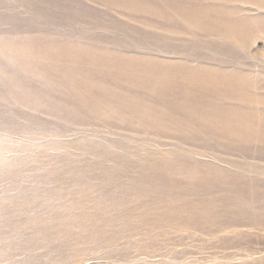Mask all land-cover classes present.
I'll list each match as a JSON object with an SVG mask.
<instances>
[{
  "label": "rangeland",
  "instance_id": "374dc122",
  "mask_svg": "<svg viewBox=\"0 0 264 264\" xmlns=\"http://www.w3.org/2000/svg\"><path fill=\"white\" fill-rule=\"evenodd\" d=\"M135 1L133 5L144 2V5L161 8L172 19L166 22L160 19L155 21L154 18L152 20L147 15L138 17L136 11L121 9L100 0H0V41L5 43L20 40L42 48L57 41H75L101 49H112L126 57L149 54L187 68H196L199 63L228 69L239 66L248 68L251 77L248 94L252 98L264 95V45L258 43L262 40L264 32L254 36L259 39L250 50L257 48L256 51L239 50L232 44L227 47L221 39H216V36L207 35L188 25L173 11L174 1ZM181 3L184 8H189V3ZM236 4L250 8V14L257 15L256 10L248 7L249 5ZM172 29H180L181 33H175ZM10 52L0 51V158L5 162L19 159L21 163H13L10 170L8 169L9 172H2L0 175V196L2 199L6 198V206L0 207L3 208L0 210V264H184L181 261L183 258L188 257L186 259L190 260V253H181L184 252L183 248L194 246V249L200 243L197 240H202L204 235L193 234L194 236L189 237L185 227L177 224L172 226L171 223L147 228H138L136 223L117 224V221H112L113 214H109L110 219L106 217L107 214L104 217L103 212H93L96 200H103L105 205L122 203L128 210H132L135 203L132 201L133 192L130 189L138 184L139 178L142 179L143 182L140 183L147 189L148 194L172 193L167 190L170 185L151 180L149 177L145 179L149 172H161L162 167L158 164L161 156L175 166H186L185 168L193 170L195 164L203 163L210 165L208 168L212 173L255 175L264 183V173L252 169L264 167V152L258 150L254 141L248 147L240 146L233 150L212 142L202 144L199 141L184 140L185 137L180 135L181 131L163 132L148 116V119L144 118L145 116L136 117L139 122H145L142 126L135 123L133 126H126L113 120L95 118L96 115L80 108L79 102L69 93L58 85L51 84L49 78L43 80L25 77L20 73H13L9 68L6 70L1 63L4 56H9L14 61L25 62L30 68L45 65L64 67L74 71L73 78L76 82L79 75L84 73L104 75V81L109 83V86L122 89L129 86L122 81H116L119 75H131L155 83H168L171 82L170 78L155 75L139 67L120 64L112 68L91 65L87 58H64L55 50L51 51V47L49 51L43 49L33 56L35 53L9 54ZM4 69L9 71L8 76L5 75L7 81L2 76L4 73H1ZM53 74L55 73L48 76L55 77ZM11 80L20 81L22 88H14ZM176 81L185 80L178 78ZM186 82L191 86L184 89L185 93L178 92L177 97L163 102H159L163 97L156 98L149 90L135 88L136 91L131 95L133 98L126 97L131 98L127 106L135 108L137 104L134 98L138 97L140 105H145L150 110L160 104L162 116L177 124L178 130L187 124L196 125L200 115L189 110L190 102L187 99L189 92H195L197 89L190 90L193 82ZM199 83L197 81V84ZM37 96L50 100L56 107H38L33 103V98ZM232 101L228 99L222 105L231 106L234 103ZM252 101L249 104L256 110L254 127L257 128L259 122L257 123L256 117L264 106L260 102L257 104L255 99ZM73 107L74 111H71ZM99 145L119 157L117 159L113 154L107 156L106 153L99 158L100 161L95 158L102 163L104 174H94L90 171L95 167L92 166L95 162L99 164L91 158L92 150H98ZM134 151L147 153L145 156L129 155L130 165L123 164V160L119 163L121 158L128 159L127 154ZM118 163L119 165H116ZM74 165L77 167H72ZM69 168L78 169H75V176L70 172V175L68 174ZM45 171L50 175L43 174ZM186 185L188 184L182 186L186 188ZM80 199L87 200V203L77 206L74 211L61 210L63 206ZM13 205L21 206L22 213H16L14 210L11 212ZM121 208H114L112 212L116 211L117 214V210ZM104 210L109 213L106 208ZM94 216L97 222L95 220L90 226V218ZM26 217L39 220V224L36 227L28 225L24 221ZM86 224L89 225L87 228ZM87 229L95 230L96 234H85L84 230ZM263 229V226L238 227L235 228L236 232L223 234L227 238L242 237L238 246L225 251H231L233 257L239 258L244 256L246 250H263ZM105 235L112 237L109 243H104ZM41 241H47V245H40ZM199 249L198 256H205L213 251L207 246ZM48 256L51 258L49 262L46 258ZM202 259L204 258L195 260L192 264H203ZM220 260L219 264L242 263L238 259ZM248 263L254 262L251 260Z\"/></svg>",
  "mask_w": 264,
  "mask_h": 264
},
{
  "label": "bare ground",
  "instance_id": "6f19581e",
  "mask_svg": "<svg viewBox=\"0 0 264 264\" xmlns=\"http://www.w3.org/2000/svg\"><path fill=\"white\" fill-rule=\"evenodd\" d=\"M100 1H104L105 4L108 5H116L121 9L123 8L125 10L136 11L139 15L138 17L147 15L151 17L152 20L154 18L155 21L156 19H160L166 22H169L170 19H172L167 13L165 14L164 10L161 8L146 4L144 5V2H141L143 4L137 2L139 4L133 5L132 3L135 0ZM171 1H174V4H171L174 6L173 11L188 25L196 30L207 33V35L211 34L216 36V39H221L227 47L229 44H232L236 49L248 51L256 45L257 40L259 39L254 36L264 32V0ZM181 2L189 3V8H184ZM236 3L249 5L248 7L256 10L257 15L250 14V8L247 9L241 7V5L238 6ZM173 32L178 34L181 33L180 29ZM261 39L262 40L258 43L264 45V36H262ZM50 47L51 51L55 50L56 53L64 58L65 56L73 59L74 57L87 58V62L91 65H101L112 68L118 67L120 64L130 67H139L140 69H147L155 73V75H164L170 78L171 82L168 81V83H161L159 81L158 83H155L142 78H134L131 75H119L116 77V81H122L129 86V88L122 89L117 86H109V83L104 81V75H94V73L90 75L88 73H84L81 74L82 76L79 75L76 82L73 78L75 76L74 71L67 70V68L64 67L55 68L45 65L42 67L38 66L30 68V66H28L25 62H20L19 60L14 61L9 56H4L1 64L6 70L9 68V70L13 73H20L25 77L40 78L43 80L49 78L50 80L48 81H50L51 84H55L56 86L58 85L62 90L67 92V94L69 93L74 100L79 102L80 108L96 115L95 118L107 121L113 120L115 123L120 122L126 124V126H133L134 123L142 126L144 121L139 122L136 117L145 116L144 118H146V116H148L151 117L153 123L155 122L158 124L157 128L159 130L163 132L167 131L169 133L181 131L180 135L185 137L184 140H189L190 142L199 141L202 144L212 142L217 146L229 149L233 148L234 150L240 146L248 147L249 144H252L254 141L258 145V150L264 152V107L261 111H258L256 118L257 123L259 122V126L256 128L254 127L256 110L254 109V106L249 104L250 101L255 99L258 101L257 104L261 103L264 106V95H258L252 98V96L248 94L247 91L251 87V77L247 71L248 68L244 69L237 66L228 69V67L209 65L205 63H199L196 68H187V66L176 65L175 63L164 61L162 58L149 54L126 57L120 55L119 52H115L112 49H101L97 46H89L75 41H57L55 44H47L43 48L20 40L19 42L12 41L5 43L0 41V51H3V53L4 51H11L9 54H13L14 52H30L35 53L32 54L33 56L38 55V51L43 49L49 51ZM256 49L250 50L249 52H254ZM40 55H42V53ZM40 64L42 63L40 62ZM70 67L72 68L73 66ZM4 70L1 73H4L2 76L6 78L7 81L8 78L5 75L8 76L9 71L7 72L5 70V72ZM51 73H55L53 74L55 77H49L48 75ZM193 77L196 78V81H194ZM178 78L185 81L177 82L176 79ZM186 81H190V83L193 82V86L190 90L195 91L197 89L195 92L188 91L190 96L188 97L189 99H187L190 102L188 107L189 110H193L194 112L196 111L197 114L200 115L199 122L196 125L187 124L183 129L178 130L176 128L177 124L162 116V106L160 104H157L158 106H155L154 109L152 108V110H150L147 106L144 105L143 107L140 105L138 97L134 98V102L137 104L135 105V108L134 106H131L133 108L131 109L127 106L131 98L127 99L126 97L133 98L131 95L136 91L134 90L135 88H141L143 90L146 89L147 91L149 90L154 94V97H163L164 99L159 101L163 102L172 100L178 92H181V94L185 93L184 89L191 86ZM197 81L200 83L197 84ZM11 82L14 88H22L20 81L11 80ZM186 95H188V93ZM33 99L35 100L33 103L38 107L43 106L44 108L46 107L51 109L56 107L50 100L44 99L42 96H37ZM197 99H200V101ZM228 99L233 100L232 102L234 103H232L233 105L231 106L225 107L222 103ZM184 103L186 104L187 101ZM71 111H74V107ZM181 112H183V110H181ZM183 121L185 122V120ZM97 149L98 150H92V160H95L96 158L100 161L99 158L103 157L106 153H108L107 156H111V154H113L112 151H107V149L102 145H99ZM146 153V151H134L132 154H127L128 159L121 158L119 163L123 160V164L127 163L130 165L131 160L129 161V155L140 154L145 156ZM113 155L116 156L117 159L119 158L116 153ZM159 160L160 162L158 161V164L160 168L162 167L161 172H156L155 174L149 172L145 179L149 177L151 180H159L162 183L168 184V186L170 185L167 190L172 193H167L166 195L161 194V192L156 193L149 191L151 194H148L147 189H145L142 183H140L143 182L142 179L139 178L140 181L138 180V184L134 185V188L130 189L131 192H133L132 201L135 203L132 210H128V207H125L122 203L105 205L106 203L103 200H96L95 205H93V207H96L93 209L94 214H98L100 211L103 212L104 217L105 214H107V218L111 217L109 214H113L112 221H117V224L124 223L125 225H128V223H136L138 228L169 225V223H171L170 225L172 226L173 224H177L182 226V228L185 227V229H187L186 232H188L189 237L194 236L193 234H202L205 236L201 237L202 240H197L200 241L197 246H207L212 249L215 247L217 248L208 252L209 254H205V256H198L200 254V252H198L200 250L199 247L196 246L194 249H192L194 246L192 248L191 246L188 248L184 247V252L181 253L191 254L190 260L186 259L188 257L181 260L184 264H192L195 260L201 258H204L202 259V261H204L203 264H219L218 261H221L220 258L225 259L226 261L238 259L241 260V264H249L248 261L251 262V260L254 262L253 264H264V249L254 251L246 250L243 257L236 258L235 256L233 257V253L231 254V251L226 252L225 249L232 248L236 245L238 246L240 243L239 240L242 237L227 238L224 236L225 234L227 235L228 232H236L235 228L238 227H264L263 180L257 178L255 175L235 176L221 172L212 173L211 169L208 168L210 165L208 166L203 163L195 164V168L191 170L185 168L186 166H175L173 163L171 164L164 158V156H161ZM13 163L20 164L21 160L15 159L14 161L12 160V162L10 160L5 162V160L3 161L0 158V175L2 172H9L11 168L10 165H13ZM119 163L116 165H119ZM101 165L102 163L97 164L95 162L92 165L95 167L91 168L92 170L90 169V171L94 174H104V168H102ZM72 167H77V165ZM75 169L76 168H69L68 174L70 172L73 173V176H75L76 171H78V169H76V171ZM252 169L256 172L258 171L259 173H264V167H252ZM85 171L87 170L85 169ZM43 174L50 175L48 171L43 172ZM143 177H145L144 174ZM183 184L188 185L184 188V186H182ZM5 199L6 198L2 199V196H0V207L6 206ZM86 203L87 200L80 199L63 206L64 208L61 210L74 211L77 210V206H83ZM13 206L14 207L11 209V212L14 210L16 213H22V209H20L22 208L21 206ZM118 207L122 208L117 210V214H115L116 211L112 212L114 208ZM105 208L109 211V213H106V210L103 211ZM16 213L12 214L15 215ZM90 219V226L91 224L93 225L95 220L97 222V218L95 216ZM104 220L107 221L106 218H104ZM24 221H26L28 225L34 227L39 224V220L36 221V219L29 217H26ZM87 226L89 225L86 224V228ZM92 230L93 229H87V231L84 230V233L87 234L89 232L87 235L93 236L96 232L95 230ZM103 240L104 243H109L112 240V237L105 235V239ZM39 243L40 245H47V241H41ZM214 243H216V245H214ZM46 258L48 259L47 262L51 260L50 256Z\"/></svg>",
  "mask_w": 264,
  "mask_h": 264
}]
</instances>
